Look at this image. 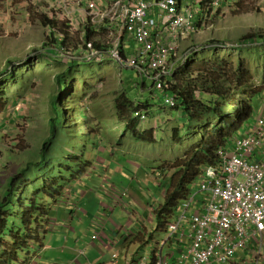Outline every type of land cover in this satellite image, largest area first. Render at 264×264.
Returning a JSON list of instances; mask_svg holds the SVG:
<instances>
[{
  "label": "rangeland",
  "instance_id": "obj_1",
  "mask_svg": "<svg viewBox=\"0 0 264 264\" xmlns=\"http://www.w3.org/2000/svg\"><path fill=\"white\" fill-rule=\"evenodd\" d=\"M189 1L196 9L201 10L204 6V0ZM49 10L47 3L40 0H0V72L9 69L11 66H13V69H17L18 72L0 81V197L10 177L14 176L22 168H25V160H30L35 163L40 162L38 153L44 142L50 137L48 121L50 115L52 117L54 114L52 95L55 90L58 89L57 84L63 87L61 96L64 95L66 97L67 81L72 82L76 78H79L81 83L77 86L76 93L74 91H72V93L85 99L83 100L84 107L93 103L96 98H100L94 105L95 109H91V112H88L89 116H87L86 113H81L82 106L79 100L75 105L76 114L74 117L81 115L80 121L85 127L83 135L86 134L87 136L84 141L77 142L76 145L80 148L73 151L69 145L73 144L72 140H74L76 136L73 134L71 126L66 125L63 129L58 127L59 130L56 140L61 141L60 147H63L61 151L65 152L62 159L70 156L83 159V165L86 167L82 171L84 176L82 174L79 175L81 169L77 166L72 165L68 167L69 163L63 160L65 166L68 165L67 167L63 166L60 168L61 162H58L55 164V167L52 166L55 174H49L48 179L53 175H58L59 177L55 180H57L60 185H63V187H61L59 191H54V189L50 187V181H48V183L44 182L48 180L44 178V176L51 173L50 170H47L46 165L38 167L35 170V174L29 173L23 181L24 185L29 183L30 186L27 185L18 188L22 192L20 194L22 202H19V204H24L23 202L26 196H32L37 190H40V197L43 198L42 203L45 205L44 208L47 209L49 218H51H45L46 222L53 221L52 218L56 219L58 215H64V210L57 208L58 206L54 205L53 202L54 198H57L59 195L62 196L60 200L61 203H68V205L74 209H78L75 208L76 201L79 199L76 197L78 192L77 189H85L83 194H86V191L90 189L86 184L95 183L96 178L93 176V171L96 170L98 166L106 164L103 161L105 157L104 152L108 151L104 148H99L102 146V141H97V138L88 136V121L92 119L93 128H98L99 132V124L103 125L101 127V132L104 133L103 136L105 135L107 126L109 125L107 116L112 113V109L114 108H112V106L110 108L106 106V109L99 111L97 107L103 105L102 100L105 94L114 93L115 90L124 92L136 106L140 104H146L148 106L149 111L145 108L148 118L145 122H141V128H150L158 123L159 127L157 131L160 133L163 132L162 135H160V133L158 135L160 139L159 142L157 143L155 140L157 144H146L143 141L137 140L135 137H129L127 141H124L126 142L124 144L125 148L123 150H121V148L118 149V151L121 150V152L126 153V159L132 160L137 164L135 167L137 172H135L134 175L138 177L139 182L142 183V178L144 176L147 179L142 183V185L147 187L143 188L146 191L141 190L142 194L147 195L151 201H155L156 198H161L162 194H165L166 185L167 183L169 184L168 180L170 178V175L166 173L169 171H164V165L169 167L176 159L183 157L189 146H191L192 143L197 144L201 140L203 134H206V137H208L211 127L210 130L205 128L204 130L198 131L189 128V136H186L187 132H183V135L179 133V135L175 136V129L173 131L171 129L177 127L176 124L180 126V124H178L180 115L177 114L179 111L166 107L164 98L163 102H161L162 98L160 100V96L162 93L154 86L153 79L146 77L143 82L137 69L129 67L122 68L118 63L112 60L105 62L109 66L103 65L102 63H104V61L87 62L77 60L81 64L72 69L70 76H60V73L62 74L63 72L59 71L61 69L59 65L62 66V69L67 67V65L63 66V64L53 63L44 67V64L52 60L49 58L47 60H44L42 57L34 58L28 67H18L17 65L31 56V54L37 53V55H40L46 47L52 49L50 51L55 49L53 41L50 39L53 30L45 26L42 21L44 16L48 17L47 12ZM197 24V31L194 34L188 37H182L179 41V52L172 56L170 60L169 67L173 65L174 70L177 71L176 74L174 73L172 76L175 86L177 82H180L179 87H182L190 83L194 85L196 81H198L200 86L196 88V95L198 98H202L208 101V103L221 101L222 99L217 95L204 91L202 82V78L206 75L203 72L204 68H211L215 70V72L220 71L221 65L219 64H222L220 62H225L224 65L226 66L225 69L228 76L238 71L239 77H241L245 71L239 70L238 64L240 63V58H245L244 64L247 69L251 71L250 80L244 82L242 86H239V88L236 89V93L239 97H246L254 90L264 89V78H262V72L264 71V45H252L251 48L254 47L256 50H251L252 52L238 51L232 48V46H229L233 44L237 45L235 47L244 45L242 44L241 37L245 34L259 31L264 32V0H228V2L222 5V8L217 14L213 15L210 19H203L198 15ZM56 38H59V36H56ZM211 40L226 41L228 46L213 47L210 44ZM128 44L126 53L130 55L136 51V42H128ZM82 51L83 50L79 48V50L75 51V54L79 55ZM57 53L61 56L59 49ZM186 55L188 59L184 65L182 60ZM177 59H179V62H176ZM213 61H217L216 63L219 64H212L206 67L207 63ZM11 62L13 65H10ZM69 62H71V60L64 61L63 63L67 64ZM204 63H206V65H204ZM18 69L20 71H18ZM59 76L60 78H58ZM86 78H88V83L84 85V79ZM143 83L146 84L145 89L143 88ZM246 92L247 95L242 94ZM262 95L264 96L263 93ZM58 96L60 97V95ZM109 100H111V95L110 98L105 101ZM59 103L60 104L57 105L60 107L61 102ZM66 107L69 109V104ZM135 110L143 109L135 108ZM173 116L175 122L173 124H168V122H172L170 117ZM164 120L165 122L163 123ZM182 123L181 127L184 129V126L187 125L185 121ZM250 123L253 125L254 120L250 121ZM110 127L111 130L108 137L112 138L111 134L114 133L112 127H116V125L113 124ZM242 133L241 131L238 134ZM94 136L96 135L94 134ZM147 145H151L149 146L150 148ZM110 160L111 163L118 167L122 165L113 161V159ZM51 163H54V161ZM67 168L73 169L69 171L70 169ZM153 169L156 171H153ZM157 169L160 171V174H155L158 172ZM65 170H68V172ZM110 174L111 172H108L102 179L109 185V196L106 187L103 188L102 192L108 197L110 205L109 203H105L108 202L106 200L107 197L101 199L94 196L92 199L94 201L93 206L89 204L85 208V211L84 206L78 209V212H86V214L89 215V218L85 216L86 222H89V219L92 221H99L101 216L100 211L97 209V205L102 203L101 206H103L106 213L102 217L101 222H96L95 224L97 225L96 233H102L100 239H102L104 243V238L106 237L105 230L109 228L111 224L114 226L113 222L117 223L119 221V223H122L124 220L122 228H127V236L129 233L137 231L135 225L133 226L135 215L133 216L132 214H134V212H127V210L131 208L130 202L127 204L129 198L128 188L122 189L119 186L120 181H118V183L115 182L117 175L110 177ZM118 174L121 180L127 179L126 175L120 172ZM166 176H168L167 179H165ZM82 179L85 183L81 182ZM163 180L165 181L163 182ZM198 183L199 182L196 181L195 184L191 186V194L192 196L195 195L197 199H201L203 196L199 193ZM124 184L126 185V183ZM44 186L46 187L43 190L42 188ZM50 194H52L54 198L49 197ZM39 195L37 194L36 197ZM71 196L72 199L70 198ZM33 202V199L28 200L29 205L33 204ZM118 208L125 213V219L122 212L121 215H117L113 218L112 214ZM157 208L158 206L156 209ZM156 209L149 211L150 214L147 217H149L151 221H155ZM147 217L145 219H147ZM145 225L146 221H143L139 226L141 228ZM43 226L46 225L44 224ZM53 228L55 227L51 223L46 230L48 231L47 233L53 231ZM148 229L149 228H147V230ZM47 233L44 234V230H41L40 235L43 237L41 241L39 240L36 243L37 248L31 255L32 258L38 259L42 251L46 250L45 245H43L42 248L39 247L41 246V242L44 244V237ZM166 235L167 224L157 226L153 231L148 232L145 241L146 239L148 241L151 240L150 243L152 246L147 250L141 249L138 255L143 251L150 252L152 247H155ZM60 246H63V244L57 246L53 250L58 256L60 253H64L59 250ZM262 251L264 253L263 246ZM166 252L167 247L164 249V254H166ZM238 253L241 259L246 258V255H248L245 248L239 249ZM135 257L136 256H134L131 262L135 260ZM240 263L244 264L243 261H240ZM18 264L26 263L20 261ZM246 264L250 263L248 262Z\"/></svg>",
  "mask_w": 264,
  "mask_h": 264
},
{
  "label": "built area",
  "instance_id": "obj_2",
  "mask_svg": "<svg viewBox=\"0 0 264 264\" xmlns=\"http://www.w3.org/2000/svg\"><path fill=\"white\" fill-rule=\"evenodd\" d=\"M40 1L55 9L51 18L68 23L72 35L80 36V58L100 62L107 56L121 67L137 69L142 78L153 79L165 93V105L174 109L178 99L170 92L168 78L176 70L169 67L170 60L178 54L182 37L197 31V16L210 19L225 0H204L201 10L189 0ZM81 11L86 20L78 22ZM88 30L95 42L108 45L107 52L97 50L94 41L86 42ZM59 37L62 40L63 35ZM128 42H136V51L130 55L126 53ZM58 49L63 61L75 54L73 47ZM187 59L186 55L182 63ZM135 117L147 120L140 111ZM263 141L264 110L229 148L217 151V165L202 168L198 189L203 197L190 194L168 223L167 235L152 251L140 254L136 264H228L239 249H252L253 242L249 263L264 264V164L253 160Z\"/></svg>",
  "mask_w": 264,
  "mask_h": 264
},
{
  "label": "trees",
  "instance_id": "obj_3",
  "mask_svg": "<svg viewBox=\"0 0 264 264\" xmlns=\"http://www.w3.org/2000/svg\"><path fill=\"white\" fill-rule=\"evenodd\" d=\"M42 21L45 26L50 27L53 30L50 39L53 41V46L55 49L66 46L73 47L74 51L79 50L81 38L78 34L72 35L68 23L46 16L43 17ZM60 35H63L62 40L59 39L60 37L56 38V36ZM94 38L95 35L92 33V31L88 30L85 36L86 42H92L94 41ZM241 40L242 44L244 45L235 47L237 45L233 44L229 46H232V48L237 49L238 51H256L255 48H251V46L256 44L264 45V32L259 31L256 33L245 34L241 37ZM94 43L97 50H105L104 52H107V44H104L101 41H94ZM210 44L213 47L228 46L226 41L221 40H211ZM46 48L40 53V55H37V53H34L35 55L31 54V56L21 61L17 66L28 67L34 58L39 57H42L44 60H47L48 58L52 59L49 60L47 64H44V67L53 63L63 64V66L68 64L59 61L60 56L57 52H54L55 49L50 51L51 49ZM77 60L89 62L88 59L80 58L79 55L74 54L70 65L64 67L63 69L62 66L59 65L61 68L59 71L63 72L62 74L60 73V76H70L72 69L81 64ZM110 60H112L110 57L105 56L102 60L104 63L102 64L109 66L105 62ZM216 62L217 61L209 62L207 65L204 63V65L208 67L212 64H219ZM220 63H222L219 64L221 65L220 71L215 72V70L211 68H204L203 72L206 75L204 78H202V82L204 91L217 95L220 99H222L221 101L208 103V101L198 98L196 95V88L200 87L198 81H196V84L194 85L190 83L185 84L186 86L179 87L180 82H177L176 86L174 85L172 93L175 94L178 99V105L176 109L186 118L187 125L184 126V129H182V127L181 129L175 128V136L179 135V133L182 134L183 132H187L186 136H189V128L198 131L204 130L205 128L210 130L211 127V131L208 137H206V134H203V136H201V140L197 144L192 143L191 141L192 145L189 146V148L185 151L183 157L176 159L174 163L169 165V167L164 165V171H169L170 178L168 180L169 184L167 183L166 185L163 201L156 209V228L162 224H167L176 214L179 204L186 200L191 194V186L195 184L196 181H199L202 168L207 165H217L219 163L217 151L221 148L229 147L233 138H235L241 131L246 132L247 125L250 124V121L255 120L259 112L264 110V96L262 95V93L264 94V89L254 90L248 95L247 92L242 93L246 94V97H239V95L236 93V89L239 88V86H242L244 82L250 80L251 71L247 69L244 64L245 58H240V63L238 64L239 70L245 71L241 77H239L238 71L232 73L231 76H228L225 69L226 66L224 65L225 62ZM10 65H13L12 62ZM18 71L20 70L18 69ZM17 73V69L15 70L13 69V66H11L9 69L0 72V81ZM60 76L58 78H60ZM262 78H264V71L262 72ZM76 84L77 83H75V80L72 82L67 81L66 97L64 95L61 96L63 87L60 84H57L58 89H56L52 95V107L54 108V114L52 117L50 115L48 121L50 137L44 142L40 152L38 153L40 162L35 163L30 160H25V168H22L18 173L10 177L5 190L0 197V264H18L20 261L23 263L28 262L30 251L29 246L33 243L36 244L39 241V238H41V230H44V234L47 233L46 230L49 223H47L45 220L47 217L45 215L46 208H44L45 205L42 203L43 198L40 197V190H37L32 196H26L24 198V204H19V202H22L20 195L22 192L18 188L29 185V183L25 185L23 184V181L28 176V174H35V170L38 167L46 165L47 170H50L51 172L44 176V178L48 179L49 174H55L52 166L55 167V164L58 162H61L60 168L65 166L63 160L69 163V165L67 164L68 167L73 165L80 168L81 172L79 175H81L83 173L82 171L86 168L83 165V159L79 157L70 156L62 159L65 152L61 151L63 149V147H60L61 141L56 140L59 130L58 127L63 129L66 125L71 126L73 134L76 136L75 139L72 140L73 144L69 145L73 151H76L78 148H80L78 145H76L77 142L84 141L87 136L86 134L83 135L85 127L80 121L81 115L74 117L76 114L75 105L79 100L80 105L82 106L81 113H86V115L89 116L88 112H90V108L94 102L89 104L87 107H84L83 100L85 99L72 93V91L75 93L77 91ZM83 84H87L86 79H84ZM191 87L195 89L193 90ZM58 95H60V97ZM59 102H61L60 107L57 105L60 104ZM68 104L69 109L66 107ZM144 106L147 105L140 104L135 108H146ZM133 107L134 103L124 92H121L115 105L120 119L128 122V119L132 116V113L134 114L135 111H137ZM88 123V136L95 137L97 139L101 138V127L103 125L99 124V132L98 128H93L92 119L88 121ZM140 124L141 122L139 119L131 117V120L127 123V130L137 140L144 141L146 143H155L156 130L151 128L141 131L139 129ZM94 134L96 136H94ZM52 161H54V163H51ZM67 165L65 167H67ZM67 169H70L69 171H71L73 168ZM66 172H68V170ZM58 177V175H53L50 179L44 182L48 183V181H50L51 189H54V191H59L63 185H60L58 181L55 180ZM45 187L46 186H44L42 189L44 190ZM37 194H40L37 196L38 200L36 197ZM52 194H50L49 197H53ZM31 199H33L34 202L33 204L29 205L28 200ZM44 224L46 226H43Z\"/></svg>",
  "mask_w": 264,
  "mask_h": 264
},
{
  "label": "crops",
  "instance_id": "obj_4",
  "mask_svg": "<svg viewBox=\"0 0 264 264\" xmlns=\"http://www.w3.org/2000/svg\"><path fill=\"white\" fill-rule=\"evenodd\" d=\"M228 2V0H225ZM224 1L223 5L226 3ZM86 20V16L84 11L78 12L77 14V21H84ZM57 52V51H54ZM72 60V59H69ZM68 60V61H69ZM61 61V60H59ZM64 62V61H61ZM176 62H179V59L176 60ZM70 63L67 64L70 65ZM140 76V75H139ZM88 78H86L87 81ZM76 86H78L81 81L79 78L75 79ZM88 83V81H87ZM143 88H146V84L143 83ZM92 90V89H91ZM162 94L160 96L161 102H163V98L165 99V94L160 91ZM121 92L115 90L114 93H108L105 94L102 100L103 105L100 107H97L99 111H102V109H106V106L110 108L112 106V113L108 114L107 119L109 122V125L107 126L105 135L103 136L104 133H102V137L97 139V141H102V146L99 148H104L105 150H108L105 153L104 157V163L102 166H98L96 170L93 171V176L96 178L94 184H86L89 186V190L86 191V194H83L85 189H77V194L76 197L79 199L76 201L75 208H82L84 206V211L85 208L90 204L93 206V197L96 196L101 199H105L107 197L103 192V188L106 187L108 191V196L110 194L109 191V185L102 180L103 176L108 174V172H111V176L117 175L115 182L118 183L120 181L119 186L122 189H127L128 188V193H129V198L127 200L130 202L131 208L127 210V212H134L132 214L133 216L135 215L134 224L137 231L133 233H129L127 236V228H122L124 220L122 223H117L113 222L114 226L110 225L109 228L105 230V235L106 237L104 238L105 243H101L100 240H93L92 237L95 236L97 225L95 224L96 222H101L102 217L105 215V210L101 204L97 205V209L100 211V216L101 218L99 221H92L89 219V222L85 221V216L89 218V215L84 213L78 212V209H74L68 203H61L60 200L58 201L57 208L60 210H64V215H58L56 219H53L52 225L55 227L53 228V231H50L45 235L44 237V244L42 242V246L45 245L46 250L42 251L41 256L38 258L41 264H129V262L134 258V256H138V253L142 250H145V247L150 244L146 243L145 238L148 232L153 231L156 228V222L151 221L149 217L150 210L153 211L156 209V207L162 202L164 193L162 194L161 198H156L155 201H151L147 195H143L142 191H146L143 188H147L146 186L142 185L144 180H147L145 176L142 178V183L139 182V179L137 176L134 175L137 170H135V167L137 164L134 163V161L126 159V153L121 152L123 150L124 142L125 140L127 141L130 138H134L132 134L127 130V123L131 120V117L136 118L135 115L132 113V116L129 117L128 122L123 121L120 119L118 110L115 108L117 98ZM111 95V100L105 101L108 98H110ZM99 97L95 99L94 103L92 104L90 108L95 109L94 105L99 101ZM134 107L136 105L134 104ZM146 107L147 111H149L148 106ZM143 110H140L142 113H144L145 108H142ZM171 111V110H168ZM262 110L259 112L258 115H260ZM174 113V112H173ZM180 115V118L178 119V126L172 128L171 130L173 131L175 128H180L181 129V124L182 122H186V118L182 115V113H178ZM257 115V116H258ZM172 122H168V124H173L175 122L174 116L170 117ZM139 119L140 118H136ZM141 122V121H140ZM158 122V121H157ZM165 120L163 121V123ZM113 124L116 125V127H112V131L114 132L112 135V138H109L110 130ZM141 125V124H140ZM169 126V125H168ZM159 125L156 123L153 127L150 128H139L141 131L148 130V129H156V141L157 143L159 142L158 135L160 132L157 131ZM166 127V126H165ZM164 127V128H165ZM163 132L160 133L162 135ZM183 135V133H182ZM171 137V135H170ZM133 140V139H132ZM144 142V141H143ZM146 143V142H144ZM155 143V144H157ZM147 144V143H146ZM148 147L151 145H147ZM121 148L120 151L118 149ZM150 148V147H149ZM121 152V153H120ZM124 154V155H123ZM123 155V156H122ZM116 161L118 164H122L120 167L117 165H114L111 163V160ZM253 160L260 161L264 164V141L262 147H260L255 155L253 156ZM149 162V161H146ZM120 169V170H118ZM158 170V169H157ZM153 171H156L153 169ZM122 173L127 176V179L121 180L119 177L118 173ZM169 174V172H166ZM155 174H160V171L156 172ZM157 177V176H156ZM168 176H166L165 179H167ZM85 180V179H84ZM124 181V182H122ZM165 180H163L164 182ZM82 183H85L83 179L81 180ZM126 183V185L124 184ZM164 188V187H163ZM72 199V196L70 197ZM110 205V201L108 197L106 198ZM104 202V201H103ZM87 203V204H86ZM86 204V205H85ZM129 207V206H128ZM122 209V208H121ZM121 210L118 208L112 215L113 218L116 217L117 215H121ZM124 214V219H125V213ZM111 214V213H110ZM147 217V219H145ZM143 221H146V225L144 227H141L139 225L142 224ZM147 228H149L147 230ZM102 235V233H100ZM67 240V241H64ZM147 240V239H146ZM151 241V240H149ZM146 243V244H145ZM63 244V246H60L59 250L64 253H60L59 257L56 252L53 250ZM66 248H65V247ZM77 248V249H76ZM264 248V244H263ZM76 249V251H75ZM134 249V250H133ZM255 249V243L253 242V248H247L246 253V258L241 259L239 257L238 251L236 252L234 258L230 261L229 264H241L240 261H245L246 263L249 262L250 258L253 257L254 252L253 250ZM78 251H82L84 253V257H81L79 261H75L76 255ZM132 251V252H131ZM263 252V251H262ZM263 261H264V255L263 253ZM113 256H116V259H112ZM135 257V259H136ZM58 258V259H57ZM38 259L34 260L32 264H39Z\"/></svg>",
  "mask_w": 264,
  "mask_h": 264
},
{
  "label": "clouds",
  "instance_id": "obj_5",
  "mask_svg": "<svg viewBox=\"0 0 264 264\" xmlns=\"http://www.w3.org/2000/svg\"><path fill=\"white\" fill-rule=\"evenodd\" d=\"M57 49H58V48H57ZM51 50H52V49H51ZM55 51H57V50L55 49ZM59 59H60V58H59ZM60 60H61V59H60ZM69 61H70V60H69ZM115 62H116V61H115ZM116 63H117V62H116ZM184 65H185V64H184ZM120 67H121V66H120ZM122 68H125V67H122ZM129 68H131V67H129ZM176 72H177V71H175V74H176ZM138 74L140 75L139 72H138ZM172 76H173V75H172ZM140 77H141V75H140ZM141 79H142L143 82L145 81V78H142V77H141ZM168 81H169V82L171 83V85H172V87L170 88V92L172 93V92H173V88H174L173 77L168 78ZM154 86H155L156 89H157V84H155V82H154ZM159 91H160V90H159ZM163 93H164V92H163ZM164 94H165V93H164ZM172 94H173V93H172ZM164 103H165V99H164ZM166 107H167V106H166ZM168 108H169V107H168ZM174 109H176V108H174ZM138 111H140V110L135 111V113L138 112ZM140 112H141V111H140ZM135 113H134V115H135ZM144 113L147 115V113H146L145 111H144ZM258 116H259V115H258ZM258 116H257V117H258ZM257 117H256V118H257ZM147 118H148V115H147ZM255 120H256V119H255ZM255 120H254V121H255ZM250 125H252V124L250 123L249 125H247V130H246V132L249 130ZM155 130H156V129H155ZM246 132H243V133H246ZM243 133H242V134H243ZM242 134H238L237 136L242 135ZM237 136H236V137H237ZM236 137H235V138H236ZM235 138H233V139H235ZM232 141H233V140H232ZM231 143H232V142H231ZM230 146H231V145H230ZM230 146H229V147H230ZM229 147H224V148H229ZM82 175L84 176V174H82ZM191 193H192V192H191ZM60 196H61V195H59L57 198H54V197H53V198H54V201H53V202H54V205H57V204H58V201L61 200L62 196H61V197H60ZM181 203H182V202H181ZM181 203H180V204H181ZM180 204H179V206H180ZM179 206H178L177 210L179 209ZM176 212H177V211H176ZM45 215L47 216L46 218L51 219V218H49V216H48L47 209H45ZM175 215H176V214H175ZM175 215H174V216H175ZM174 216L172 217V219L174 218ZM172 219H171V220H172ZM171 220H170V221H171ZM170 221H169V222H170ZM169 222H168V223H169ZM47 223H49V224H48V226H49L52 222H51V221H47ZM168 223H167V225H168ZM46 232H48V231H46ZM49 232H50V231H49ZM101 237H102V235H101L100 233H95V236L92 237V241L98 239V240H100L101 243H103V242H102V239H100ZM41 239H42V235H41V238H39V240L41 241ZM146 243H150V241L146 240ZM146 243H145V244H146ZM150 246H152L151 243L148 244V245L145 247V250H147ZM29 247H30V251H29V260H28V262H25V261H24L26 264H32L33 261L36 260V259H34V258L31 257V255L34 253V250L37 248V247H36V244L33 243V244H31ZM42 247H43V246H42V242H41V246H40L39 248H42ZM152 248H153V247H152ZM151 251H152V250H151ZM146 252H147V251H146ZM142 253H144V251H143ZM142 253H141V254H142ZM81 257H84V253H83L82 251H78V253H77V255H76V259H75V261H79ZM138 257H139V255L136 257V259H135L133 262L130 261L129 264H136ZM38 263L41 264V262H40L39 260H38ZM90 264H92V263H90Z\"/></svg>",
  "mask_w": 264,
  "mask_h": 264
},
{
  "label": "bare ground",
  "instance_id": "obj_6",
  "mask_svg": "<svg viewBox=\"0 0 264 264\" xmlns=\"http://www.w3.org/2000/svg\"><path fill=\"white\" fill-rule=\"evenodd\" d=\"M54 12H55V9L49 10V11L47 12V16L50 17V15H51L52 13H54ZM114 257H116V256H113L112 259L115 260Z\"/></svg>",
  "mask_w": 264,
  "mask_h": 264
}]
</instances>
